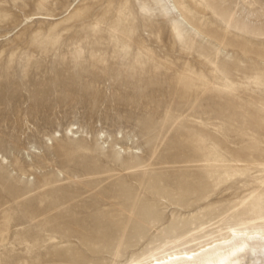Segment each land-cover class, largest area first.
Returning <instances> with one entry per match:
<instances>
[{
  "label": "rangeland",
  "instance_id": "obj_1",
  "mask_svg": "<svg viewBox=\"0 0 264 264\" xmlns=\"http://www.w3.org/2000/svg\"><path fill=\"white\" fill-rule=\"evenodd\" d=\"M250 222L264 0H0V264H129Z\"/></svg>",
  "mask_w": 264,
  "mask_h": 264
},
{
  "label": "bare ground",
  "instance_id": "obj_2",
  "mask_svg": "<svg viewBox=\"0 0 264 264\" xmlns=\"http://www.w3.org/2000/svg\"><path fill=\"white\" fill-rule=\"evenodd\" d=\"M176 9V7L174 6ZM232 227L191 247H175L129 264H264V224Z\"/></svg>",
  "mask_w": 264,
  "mask_h": 264
}]
</instances>
